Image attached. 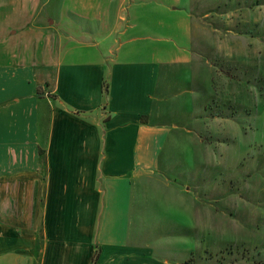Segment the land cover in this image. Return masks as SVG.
I'll return each instance as SVG.
<instances>
[{
	"label": "crops",
	"instance_id": "1",
	"mask_svg": "<svg viewBox=\"0 0 264 264\" xmlns=\"http://www.w3.org/2000/svg\"><path fill=\"white\" fill-rule=\"evenodd\" d=\"M50 2L0 0V264H168L142 240V195L164 183L158 138L200 134L213 8Z\"/></svg>",
	"mask_w": 264,
	"mask_h": 264
},
{
	"label": "rangeland",
	"instance_id": "2",
	"mask_svg": "<svg viewBox=\"0 0 264 264\" xmlns=\"http://www.w3.org/2000/svg\"><path fill=\"white\" fill-rule=\"evenodd\" d=\"M198 3L221 33L198 73L200 134L156 141L164 183L142 195V240L161 263L264 264V0Z\"/></svg>",
	"mask_w": 264,
	"mask_h": 264
},
{
	"label": "trees",
	"instance_id": "3",
	"mask_svg": "<svg viewBox=\"0 0 264 264\" xmlns=\"http://www.w3.org/2000/svg\"><path fill=\"white\" fill-rule=\"evenodd\" d=\"M98 256H99V251L97 250L96 253H95V255H94L93 263L92 264H96L97 263Z\"/></svg>",
	"mask_w": 264,
	"mask_h": 264
}]
</instances>
